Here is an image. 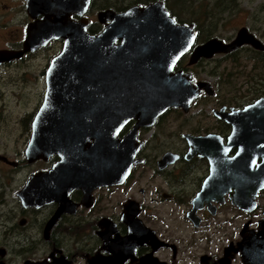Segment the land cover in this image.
Listing matches in <instances>:
<instances>
[{"label": "flooded vegetation", "instance_id": "1", "mask_svg": "<svg viewBox=\"0 0 264 264\" xmlns=\"http://www.w3.org/2000/svg\"><path fill=\"white\" fill-rule=\"evenodd\" d=\"M154 1L162 2L177 22L193 23L173 12L184 9V0H89L82 14L71 13L70 18L86 19V30L96 33L106 23L97 18L99 10L121 12L132 5L145 6ZM169 1L173 10L168 6ZM185 1L189 6L200 5L202 1L207 5H228V18L238 16L245 10L242 5L253 2ZM27 2L0 0V49L22 50L28 26L43 19V12L38 8L57 3L56 0H33L35 8L29 10ZM250 7L253 10L247 11V16L255 25L242 23L224 40H231L241 26H246L260 39L264 37V2H253ZM193 29L197 36L194 23ZM196 36L190 48L177 59L172 71L189 73L193 84L208 80L214 93L209 94L201 87L186 109L183 105L168 106L154 117L151 124L136 126V117L127 119L117 137H123L136 126L132 143L134 161L121 181L110 184L94 183V180L69 181L72 183L65 184L59 175L51 183H37V191L50 187L54 197L39 205H23L17 192L31 174L47 171L61 160L58 153L46 157L38 155L28 160L25 147L31 135L33 118L43 100L46 68L52 56L61 49L63 37L50 39L45 45L24 50L20 56L0 62V87L39 86L41 81L44 82V88H39L35 96L34 106L26 110L22 119L15 121L23 138L21 151L17 149V158H10L0 151L1 155L16 162L11 164L0 157V164H8L13 170L36 164L16 190L18 200L15 207L12 206L13 210H8L7 183L0 174V204L8 205L0 210V264H232L238 258L241 264H245L238 243L255 236L264 237L261 233L264 223L259 222L264 218V204L260 202L264 198V186L258 189L252 209L239 207L231 200L234 185L228 189V173L231 171L232 174V170H228V158L221 159L218 160L220 165L214 169L215 181L209 185L210 193L193 208V199L203 188L211 162L206 156L188 153L185 133L214 132L227 141L232 126L214 111L221 107L226 111L231 107L240 108L264 96V65L256 62V54L264 48L242 43L227 52L216 53L224 55L229 62L228 94L218 97L216 86L220 84V75L217 69L211 68L213 73L209 72L212 75L209 77L199 74L200 64L215 54L189 63L193 47L207 39L199 40ZM55 40L61 46L47 54L40 66V52ZM248 62L251 65L248 66ZM171 113L174 119L169 117ZM2 117L0 114V121ZM189 123L191 127H187ZM236 150V146L227 149L225 156ZM260 160V157L256 158L254 167ZM70 179L73 180L74 176ZM68 186L63 207L57 198L60 197L57 190Z\"/></svg>", "mask_w": 264, "mask_h": 264}, {"label": "water", "instance_id": "2", "mask_svg": "<svg viewBox=\"0 0 264 264\" xmlns=\"http://www.w3.org/2000/svg\"><path fill=\"white\" fill-rule=\"evenodd\" d=\"M56 1L38 8L43 19L28 26L22 50L0 49L1 62L63 37L61 49L46 68L43 100L25 147L28 160L52 153H58L61 160L49 170L28 177L17 192L25 206L53 199L50 187L40 192L36 185L51 183L59 175L65 184L121 181L134 161L132 143L137 125L151 124L168 106L183 105L186 109L201 87L214 93L208 80L193 84L189 73L172 71L177 59L192 45L196 30L193 23L177 22L162 2L132 5L121 12L99 10L97 18L106 23L100 31L91 33L86 30V19L70 18L71 13L82 14L89 0ZM27 4L29 10L35 8L33 0ZM242 43L264 48L260 38L241 26L229 41L213 35L197 43L189 63ZM214 112L232 126L226 142L214 132L185 133L188 153L206 156L211 162L203 188L193 199V208L210 193L218 160L228 158V170H232L228 173V189L235 187L231 200L241 208L252 209L258 189L264 186V96L240 108L226 111L221 107ZM131 117L137 118L136 126L117 137L122 124ZM233 146L237 147L235 153L225 156ZM0 157L16 163L4 155ZM257 157L261 160L254 167ZM69 186L57 190L63 207ZM259 222L264 223V218ZM238 245L245 264H264V237L244 239Z\"/></svg>", "mask_w": 264, "mask_h": 264}, {"label": "rangeland", "instance_id": "3", "mask_svg": "<svg viewBox=\"0 0 264 264\" xmlns=\"http://www.w3.org/2000/svg\"><path fill=\"white\" fill-rule=\"evenodd\" d=\"M264 2V0H253V2ZM253 2L250 1V4L242 5L244 10L238 16L228 18V11L223 13L222 19L218 20L217 29L215 34L224 39L228 38V33L233 32L237 26L240 24H253L249 17L247 16V11L253 10L251 5ZM202 2H199L201 4ZM168 6L173 10L174 6H172L171 2H168ZM199 5L196 6V8ZM201 7V5H200ZM209 7V6H208ZM185 9L173 10V12L180 16L181 18H189L191 15L190 12ZM260 14V12H258ZM95 16V14L93 15ZM255 25V23L253 24ZM264 42V37H261ZM61 44L58 41L52 42L46 48L42 50L39 54V63L42 66L45 62V56L47 54H51L55 52ZM228 59L225 58L222 54H215L211 59L204 61L199 66V74L201 76H212L209 73V69L217 68L222 74L219 76V86L217 85L216 94L218 97H225L228 94ZM251 65V62H248V66ZM36 70V66H35ZM1 85V84H0ZM44 88V82L41 81L39 86H15V85H2L0 87V114L3 116L0 121V142L2 145L0 146V151L8 154L10 158H17L18 150L21 151L23 146V138L22 135L17 130L16 119H22L23 114L26 113V110H30L35 104V96L38 92V89ZM5 93L4 95H2ZM232 93H230L231 96ZM229 96V95H228ZM215 98V97H214ZM171 119H174L175 116L173 113L169 115ZM175 126V124L173 125ZM192 124H187V127H191ZM22 138V139H21ZM18 149V150H17ZM36 164H30L20 170H13L12 167L8 164L2 163L0 164V174L3 175V178L7 183V192H8V210H13L12 206L15 207L16 202L18 200L16 195V190L19 189L21 183L23 182L25 176L35 169ZM8 179V180H7ZM1 180V176H0ZM264 196V192H263ZM261 204H264V198L260 200ZM7 204L1 205L0 210H4ZM262 206V205H261ZM8 207V205H7ZM232 264H241L240 259H235Z\"/></svg>", "mask_w": 264, "mask_h": 264}, {"label": "trees", "instance_id": "4", "mask_svg": "<svg viewBox=\"0 0 264 264\" xmlns=\"http://www.w3.org/2000/svg\"><path fill=\"white\" fill-rule=\"evenodd\" d=\"M200 5L196 8L197 5L191 4L189 6L187 5L185 0L183 1V8L185 9L184 12L186 13V11H188L191 13L189 18H186V20L192 21L195 24L198 32L196 38L199 40H203L215 34L218 20L222 19L223 13L228 11V5H207L206 1H202ZM256 58V62L258 64L264 65V51H260V53H257ZM209 72L213 73L210 69ZM217 72L219 73V75L222 74V72L218 69ZM239 73L241 75V72Z\"/></svg>", "mask_w": 264, "mask_h": 264}, {"label": "snow or ice", "instance_id": "5", "mask_svg": "<svg viewBox=\"0 0 264 264\" xmlns=\"http://www.w3.org/2000/svg\"><path fill=\"white\" fill-rule=\"evenodd\" d=\"M173 22H175V21H173Z\"/></svg>", "mask_w": 264, "mask_h": 264}]
</instances>
